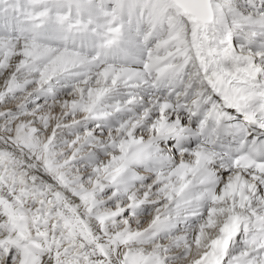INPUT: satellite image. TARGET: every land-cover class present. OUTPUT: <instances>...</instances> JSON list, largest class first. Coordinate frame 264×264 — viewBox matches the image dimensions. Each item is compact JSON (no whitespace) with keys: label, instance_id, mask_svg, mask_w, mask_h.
I'll return each mask as SVG.
<instances>
[{"label":"snow or ice","instance_id":"1","mask_svg":"<svg viewBox=\"0 0 264 264\" xmlns=\"http://www.w3.org/2000/svg\"><path fill=\"white\" fill-rule=\"evenodd\" d=\"M0 264H264V0H0Z\"/></svg>","mask_w":264,"mask_h":264}]
</instances>
